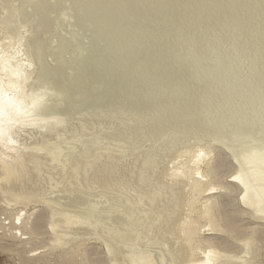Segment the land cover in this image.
Here are the masks:
<instances>
[{"label": "rangeland", "instance_id": "1", "mask_svg": "<svg viewBox=\"0 0 264 264\" xmlns=\"http://www.w3.org/2000/svg\"><path fill=\"white\" fill-rule=\"evenodd\" d=\"M18 3L20 4L21 1L19 0ZM1 4L3 6L4 3ZM25 11L28 16H33L35 26L39 23V27H41V24H43L39 31L46 33L53 30L58 31V27H55L58 20L57 16H62L64 19L69 15L71 16L72 20L69 24L64 25L60 37H58L65 44L61 46V43L57 41L56 44L50 46V49L61 54L63 59L65 58L61 67L65 73H70L67 78L69 83L78 81L79 88H86L89 91L90 88L94 87L97 90L95 94H100V96L84 101L82 105L80 103V105L75 106L74 110L77 108L76 111H84L86 108H94L99 112L116 110L122 115L131 117L130 126H125L124 122L113 123L109 121L103 125V131L108 130L110 132L123 126L127 130L133 128L137 131L136 134L130 131L128 134L123 135L122 139L120 138L119 141H123L122 147L132 148L136 144L133 142V138L137 135V142L140 143L139 139L142 140V144L138 148L139 151L151 149L149 150L151 154H143L139 151L135 153L136 158L139 157V160L147 156L145 158L147 161L144 159V164L141 162V166L138 167L141 168L140 170H136L135 166L138 162L136 158V161L132 163L133 157L126 158L123 167L120 165L122 162H114L121 169L119 173H115L113 176L110 175V179L125 181V173L127 172L125 167L134 164L131 167H135L132 179H136L138 176L140 181L135 188H133L135 185L133 181L124 187L129 186L137 193L151 187L157 188L162 184V187H165L171 195L179 192V196H181L177 202L178 206H169L171 209L167 214L170 215V212H176V217H173L170 223L171 226H167L168 229L166 228L165 231L160 232L164 233L166 237L168 236L167 241L169 242L167 243L175 248L179 245L190 246L193 249L196 247L188 256L190 259L184 256L186 262L183 258L181 260V263L184 261L182 264H198V262L200 264L208 251V245L203 243V238L215 234L209 228V225L205 224L207 220L203 216L206 197L215 194L221 195L224 186H226L225 180L229 179L236 183L239 188H236L238 193L233 189L232 193L235 192V194L228 196L231 201L228 200V197H226V200L224 194L218 196L219 201L222 202L220 204L221 209H224V213L231 214L236 210L233 205L236 199H238L239 206L246 209L242 197L244 194L250 195L248 192L251 193L253 188L259 189L255 192L259 195L263 193L262 199H264V187L262 188L264 183V160H262L264 158V147L262 148V145H264V0H26ZM101 18L102 20H100ZM98 22H101V24L97 25ZM43 35V33L39 34L40 37ZM115 36L120 37L114 40ZM41 41L43 42V40H40L35 48L39 47L42 50L46 48ZM19 56L22 58L21 53ZM236 56L237 58H235ZM225 57L228 58L226 64L221 61ZM233 57L234 59H230ZM22 59H24V56ZM14 60L15 62L18 61L17 59ZM21 63H24V61H21ZM99 76L101 78H98ZM0 79L3 80L4 77L0 76ZM82 85L85 87H82ZM192 90H198L199 93L192 92ZM209 90L212 91L211 94L208 93ZM184 102L195 106L196 111L193 113L187 105L183 104ZM168 108L171 109L170 112H167L166 109ZM149 120H153V124L150 125ZM23 123L22 125L15 124V131L13 130V133L19 137L17 141L18 148H15V144L0 143V150L11 156L14 162L21 161L20 153L25 147H29L31 144L40 145V143H45L42 137L47 129L45 122L28 120ZM133 124L138 125L134 126ZM209 124L215 127L210 133L206 132L211 128ZM65 130H68L67 127H61L60 136L65 134ZM73 131L77 132V130H72L71 133H74ZM203 131L208 136L200 137L198 140L196 138L197 133L201 134ZM188 132L189 134H187ZM176 133H180L181 138L172 147L169 146L170 142L167 143L168 141L166 142L168 145L162 142L155 143ZM182 136L183 139L185 138V142L182 140ZM216 136L219 138H216ZM213 137L217 140L221 139V142L231 148L236 145L235 149L237 150L236 147H239L241 150L239 148L238 150L241 152L237 151L236 153L232 149V153L237 155L232 154L230 147L227 148L225 144L219 141L216 142ZM115 141L117 140L115 139ZM254 144L257 146L255 147ZM252 147L255 148L252 150ZM217 148L229 156L233 168L226 172L224 163L227 165V162L222 161L221 155L218 156L216 152H213L215 157L213 153L210 157L217 160L214 164L223 171V173L220 171V174L219 172L216 174L217 177L214 181L209 175L211 174V171H209L210 164L207 165V163H210L208 161L209 157H206L205 160H198V157H202L203 154L200 149L208 152ZM250 150L253 152L248 153ZM164 151L166 153H162ZM243 151L246 157L252 155L250 158L253 159L248 157L243 162L249 164L250 167L252 166V169L255 167V171L247 167L245 163L246 167L241 164L243 162L239 163V160L246 158L243 156ZM236 157L239 158L235 159ZM256 157L260 158L262 162H257ZM36 159L38 165L45 164L46 159L42 155L36 156ZM12 160L9 162L10 164L14 163ZM252 161H256V163ZM239 164L241 168L243 165L245 172L252 173V178L255 177L258 169L257 176H260V179L258 177H255L257 178L255 181L252 179L255 182L251 181L252 183H250V188L254 186L252 190L246 185L248 179L243 185L237 179L236 176L241 175ZM159 165H161L160 168L163 173L157 171L160 170ZM155 166L157 167L155 168ZM261 172L263 175H261ZM150 174H152L151 178ZM154 174L156 175L154 176ZM253 174L255 175L253 176ZM246 177L248 176L246 175ZM194 181L198 182L196 186H193ZM153 182H155L154 185H152ZM45 188L47 187L43 183H38L32 190L41 191ZM260 188L263 190L262 192H260ZM186 193L190 194L187 195ZM129 194L132 193L129 192ZM56 196L59 195H51L53 198ZM80 203L77 202L76 204ZM0 205V264H90L91 262L92 264H100L99 262L102 260L106 264H116L115 260L109 255L108 250L110 249L106 246L103 236H101L102 228L100 226H90L92 227L90 229L95 230L94 233H91L93 235H87L89 232H84L83 235L68 244H59L58 241L57 243H51L49 235L43 234L46 228L44 223L58 217L56 210H48V213H45L47 215L44 214L43 216L41 206L38 203H32L24 207L20 204H13L1 196ZM259 205L262 207L264 202ZM229 206L231 207L229 208ZM233 206L234 208H232ZM254 209L250 208L253 212ZM137 211L144 212L141 209ZM35 212L42 213H39L37 219L39 222L36 221L37 224L36 222L32 224L34 228L37 227L35 228L36 233L26 234L24 230L25 223L28 217L31 218ZM150 218L151 216L146 222H150ZM44 219L46 220L44 221ZM153 223L154 225L158 224L157 222ZM180 228L187 229L185 230L187 235L177 230ZM168 230H177V236L167 235L166 231L168 232ZM189 238L191 239L188 240ZM231 240L236 242L234 239ZM240 241L239 239L238 242ZM72 249H75V252L71 251ZM196 249L198 250L196 251ZM142 250L147 252V249ZM67 251H69L70 256L73 253L75 254L71 258L68 256L63 259L62 256L64 252L68 253ZM98 251L99 253L103 252L99 254ZM223 251H225V255H229V253L233 255L234 252L228 249H223ZM236 252L234 255H239ZM181 263L179 262V264Z\"/></svg>", "mask_w": 264, "mask_h": 264}, {"label": "bare ground", "instance_id": "2", "mask_svg": "<svg viewBox=\"0 0 264 264\" xmlns=\"http://www.w3.org/2000/svg\"><path fill=\"white\" fill-rule=\"evenodd\" d=\"M18 1L19 0H9V1L0 0V9H1L0 76L4 77L3 80L0 79V143L15 144L16 145L15 148H18L17 141L19 140V137L13 133L15 124L17 123L22 125L24 124L23 122H26L28 120H35L38 122H45V126L47 129L45 128L46 135L45 134L42 135V137L45 140V143L44 144L40 143V145L31 144L29 145V147H25L23 151H21L20 153L21 161L19 162L17 161L14 162L11 156L6 155L0 150V196L6 200H9L13 204H20L24 207L32 203L34 204L38 203L41 206L40 209L43 214L40 212L38 213L35 212L36 214H38L37 216L35 213H33L31 218L28 217V220L26 221L25 223L26 225L24 227L26 234L36 233L35 228L37 227L35 226L34 228V225L32 224H35L36 221L39 222V220H37L39 217V213L44 216L45 213H48V210L50 211L56 210L57 212L56 215L58 217L52 218L51 220H47V221H45L46 219H44L45 221L44 224L46 228L44 229L43 234L49 235L50 238L49 237L48 238L51 239V243H55V242L57 243L58 241L59 244L62 243L65 245L70 243L72 240L78 238L79 236L83 235L84 232L87 233L89 232V234L87 235H93L91 233H94L95 230L90 229L92 228L90 226L98 225L102 228L101 236H103V239H105L106 246L109 247L110 249L108 250L110 253L109 255L111 258L115 260L114 262H116V264H179V262L181 263V260L183 258L185 261L184 256H187L188 258V256L191 255V253L194 251L196 247L193 249L190 246L184 247L182 245L181 246L179 245V247L175 248L171 246L169 243H167L169 242L167 241L168 236L166 237L164 233L160 232V231L162 232L165 231L164 229H166L167 226L169 225L171 226L170 223L172 222V219L175 216L176 212H170V215L167 214H169V211L171 209L169 206L175 207V205H177V202L179 201V197L181 196V195L179 196V192L178 193L176 192L171 195V193H169V191H167L165 187H162L161 183H160L161 186H158L157 188L151 187L148 188L147 190H143L142 192H137V193L136 191L134 192L129 186L124 187L128 184H131V182L133 181L135 182L133 188H135L140 181L138 176L136 179H132V177L134 176L133 169H135L136 167V170H138L139 169L138 167L141 166L140 165L141 162L143 163V161H145L146 160L145 158L147 157L145 155L146 157L140 158L139 160V157L137 159L136 158L137 156L135 155V153H138L139 151L138 148L142 144L141 142L142 140L139 139L140 143H138L137 142L138 139L136 135L133 138V142H135L136 144H134L132 148L122 147L121 144H123V141H119L120 138L122 139L123 135L128 134V132L130 131L134 132L135 134L137 133V131H135V129L133 128L132 130L131 129L127 130L126 127L123 126L122 128L121 127L115 128L114 130L110 131L113 133H110L108 130L103 131L104 128L103 125L106 122L111 121L113 123L124 122L126 126L129 125V122L130 123L132 122L131 117L122 115L120 112H117L116 110L112 112L110 111L99 112L94 108H88V109L86 108L84 111L83 110L76 111L78 108L74 110L75 106L80 105V103L82 105L84 101L88 99H92L98 95L100 96V94L98 93L95 94L97 90L94 89L93 85H91L93 88H90V90L88 91L86 90V88L85 89L79 88L78 81H74V82L72 81L71 83H69L68 82L69 80H67V78L69 77L70 73L68 72L65 73L61 67V64L62 62H64L63 60H65V58L63 59V56L61 54L56 53L54 52V50L50 49V46L52 44H56L57 41L61 43L60 44L61 46L62 44H65V42H63V40L62 41L59 40L58 37H60V32L61 29H63L64 25L69 24V22L72 20L71 16L69 15L66 19L62 18V16H57L58 20L56 22L55 27H58V31L53 30L52 32L46 33L44 31H39V29L43 26V24H41V27H39V23L36 24L35 26L33 16H28L26 14L25 11L26 0H20L21 1L20 4L18 3ZM2 2L4 3L3 6L1 4ZM100 20H102V18ZM98 24H101V22H98L97 25ZM41 33H43L44 35L40 37L39 34ZM118 37L120 36H115L114 40H116ZM40 40H43V42L42 41L41 42L43 43V45L46 46V48L43 50L39 49V47L35 48V46ZM68 42L67 44L69 45ZM20 53L22 58L24 56V59H22L20 56L18 57ZM209 56L211 57V55ZM235 58H237V56ZM14 59H17L18 61L15 62ZM227 59L228 58L225 57L221 61L226 64L228 63ZM230 59H234V57ZM21 61H24L25 64L21 63ZM98 78L101 77L99 76ZM83 86L84 85H82V87ZM188 91L190 92V90ZM193 91L197 92V94L199 93L198 90H192V92ZM211 92H212L211 90L208 91L209 94H211ZM183 104L187 105L190 108V110L193 111V113L194 111H196L195 106H192L191 104L186 102H184ZM166 110L167 112L171 111L170 108ZM153 120H149L148 123H150V125L153 124L152 123L154 122ZM133 125L136 126L138 124H133ZM209 126L211 128L209 129V131H206L208 133H210L211 130L215 129V127H212L214 125L209 124ZM61 127H67L68 130H65L66 131L65 134H62L60 136L59 132ZM72 130H77V132L73 131L74 133H71ZM206 132L203 131V133L201 134L196 132L199 135V136L197 135L196 138H198L199 140L200 137L208 136ZM187 134H189V132ZM180 138H181V134L176 133V134H171V136L168 138L158 140V142L156 141L155 143H161V142L166 143L168 141L167 143L170 142L169 146L172 147L174 146L175 142ZM213 138L215 139L216 142L219 141L220 143H223L220 141L221 139L220 140L216 139L219 138L218 136H216V138L215 137ZM115 139L117 141H115ZM182 140L183 141L185 140V138L183 139V136H182ZM166 144L164 145L166 146ZM225 145L227 148L230 147L227 144ZM235 146H232V148L230 147L231 150L234 149V152L236 153L237 151L241 152L240 151L241 149L239 147H236L237 148L236 150ZM258 146L260 147V145ZM255 147H252V150ZM263 147L264 145H262V148ZM238 148L240 150H238ZM244 148L246 149V147ZM247 148L249 149V147ZM143 150L139 151V153L143 152V154H151V151H149L151 149H149L148 151H143ZM252 150H250V152L248 153H251ZM200 151L203 152V154L202 157H198V160H205L206 157L207 158L209 157L208 161L210 163H207V165L210 164L209 171H211V174L209 175L211 179L213 180L216 179L217 177L216 174H218V172L220 174V171L222 170V169L220 170L219 166L214 164L217 162V160L214 159L215 155L213 152H216L218 156L221 155V157L223 158V159L221 158L222 161L227 162V165L224 163V165L226 166L225 167L226 172L233 168V164L231 163L229 156L224 152L220 151L218 148L208 152H206L204 149H200ZM232 152L233 150L231 151V153ZM162 153H166V152L164 151ZM212 153L214 157H210ZM236 153H232V154H236ZM261 153L263 154L262 151ZM38 155L39 156L42 155V157L46 159L44 165L37 164L36 161L38 160L36 159V156ZM243 156L246 157V154L244 155V151H243ZM250 156H248L249 159L252 158V157L250 158ZM131 157H133V159L131 160L132 163H134L136 160H138V162L136 163L137 166L131 168L134 164L132 165L129 159L131 165L125 167V170L127 171L125 173L126 174L125 181L111 180L110 175L113 176L115 173H119L121 169L120 167L116 166L114 162H122L120 163V165L122 166L126 158H131ZM248 157L244 158V160L241 159L242 161L239 160L240 162L239 161L236 162L241 163L243 161H246ZM237 158L239 157H236L235 159ZM11 160L12 162H14L13 164L9 163ZM262 160H264V158ZM256 161L260 162L261 159L257 158ZM256 161H252V162L256 163ZM244 163L245 162L241 164H243L244 167H246L245 166L246 163L245 164ZM104 164H106L107 166ZM243 165L241 168V165L239 164L241 175L239 176L238 173L237 174L238 176L236 177L237 179H239L242 185L245 184L246 179H248V183H246V185L249 187L250 183H252L251 181L253 180L255 181V179H257L255 177L259 178L260 176H257L258 169L256 168L257 169L256 173L254 172L256 175L253 174V176L255 175V177L252 178V173L251 172L249 173L248 171L245 172ZM160 166L161 165H159V168ZM261 166L263 167V165ZM156 167L157 166H155V168ZM247 167H249L251 170L255 169V167L254 169H252L253 167L251 166L252 167L251 168L249 164L247 165ZM262 167H260V169H262ZM161 170L162 169L160 168V170L157 171H160L161 173L162 172ZM221 172L223 173V171ZM156 174H154V176ZM246 175L248 177H246ZM261 175H263V173ZM151 176L152 174H150V178ZM223 176L225 175L223 174ZM156 181L157 180L155 178V182ZM195 181H194L195 184L193 186H196L198 183ZM254 181L253 183H255ZM155 182H153L152 185H154ZM257 182L260 181L258 180ZM38 183H43L47 188L41 191H37L36 189L32 190V188H34ZM225 183H226V186H224L225 191L223 189L221 195L224 194L226 198L233 193L235 194V192L232 193L233 189H235V191L238 193L236 188L239 187H237L236 183H233L229 179L225 180ZM263 185L262 188L264 187ZM252 188L250 189L252 190ZM255 190L257 192L259 189L257 190V188L256 189L253 188L251 193L248 192L250 195L244 194L242 197L247 207L246 209L241 208L239 206L238 199L234 201L231 198L232 201H234L233 205L235 206V208L234 206L232 208L236 209L231 214H226L224 213V209H221L222 202H220L218 199V196L221 195L215 194L208 197L205 196L206 201L204 204L205 208L203 213L205 220H207V223L205 224L209 225V228L213 232H215V234L203 238V243H206L208 245V251L205 253L202 262L200 261L201 262L200 264H210V263L264 264V222H261L264 221V205L262 207H260L259 205L264 202V199H262L263 193L262 194L260 193L261 195L260 196L255 192ZM262 191L263 190H261L260 188V192ZM129 192H131L133 195L129 194ZM240 192L241 190L239 191V193ZM53 194L54 195L58 194L59 196L53 198L51 197V195ZM229 198L230 197H228V200H230ZM77 202L80 204H76ZM230 207L231 206H229V208ZM251 207L252 209L255 208L256 210L254 209V212L251 211L250 210ZM138 209H141L144 212H138L137 211ZM150 216H151V218L149 219L150 222H146L148 221V218ZM153 222H157L158 224L154 225ZM174 228L176 229V227ZM177 230L187 235V232L185 231L187 229L180 228ZM177 230L175 231L171 230L172 232L168 230V232L166 231V234L170 236L171 235L177 236V232H176ZM191 238H189L188 240H190ZM231 239L236 240V242H232ZM239 239L241 240L240 242H238ZM178 240L179 238L177 239V241ZM48 242L50 243V241ZM182 242L184 243V241ZM228 243L231 245H229ZM75 249H72L71 251H74ZM142 249H147V252H144V250ZM223 249L234 251L232 253L233 255H230V253L229 255L228 254L225 255L226 250L223 251ZM197 250L198 249H196V251ZM235 251H237L236 253L239 255L236 254L234 255ZM67 252L68 253L64 252V255L62 256L63 259L65 257L67 258L68 256H70L69 251ZM101 252L99 254H101ZM100 257H105V256H100ZM184 261H182V263ZM101 262L99 263L106 264L105 261L103 263V260ZM90 264H92V262Z\"/></svg>", "mask_w": 264, "mask_h": 264}]
</instances>
